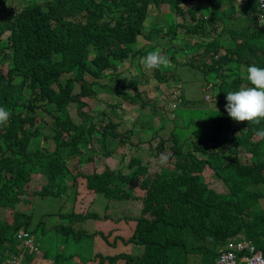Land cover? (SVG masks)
Masks as SVG:
<instances>
[{"label": "trees", "instance_id": "trees-1", "mask_svg": "<svg viewBox=\"0 0 264 264\" xmlns=\"http://www.w3.org/2000/svg\"><path fill=\"white\" fill-rule=\"evenodd\" d=\"M18 1L24 5L12 12L7 0H0V40L10 31L9 45L0 43V107L9 113L7 122L0 125V261L8 246L18 251L15 234L30 228L28 208L35 199L26 192V186L37 170L47 179L39 191L42 196L69 197V224L61 226L64 247L70 239L75 243L89 235L84 229L87 220L112 218L134 223L130 236H123L122 249L113 255H99L101 263L190 264L188 257L193 253L194 264H214L216 253L211 245L237 233L250 238L264 256V211L256 207L264 197L260 187L264 183V138L256 135L264 130V121L237 123L225 110L227 91L250 86L240 75L239 65L264 67V57H258L264 49V25L257 0ZM205 1L230 2L228 20L208 23L199 15ZM160 4L165 12H160ZM182 4L189 7L184 9ZM171 12L179 13L183 20L188 17L187 24L178 19L185 28L182 40L186 44L197 43L195 37L202 41L220 39V43L195 45L200 57L209 56L210 61L195 60L191 65L197 69L204 63L211 65L213 79L220 78L210 82L217 114L208 124L206 140L212 144L204 140L180 142L172 134L168 148L167 141L161 139L154 149L157 157L163 153L168 160L175 158L172 170L160 165L150 169L137 157L127 162L125 154V135H132L135 126L139 133L144 131L136 110L124 114L109 104V116L103 110L96 116L84 107L86 98L98 88L105 86L111 92L113 81L118 87L131 88L133 93L118 91L126 99L137 101L141 97L137 76L124 85L118 66L131 57L139 58V65L148 52L154 51L151 38L154 36L157 44L165 29V35H176L172 33ZM81 13L86 14L84 22L76 20ZM149 15L151 29L144 36ZM224 34L233 39L225 51L221 43ZM139 39L147 46L137 47ZM136 74L148 81L152 76L157 85L169 79L168 72L161 69ZM105 77L108 81L102 83ZM77 85L80 90L75 92ZM69 106L75 108L80 121L72 118ZM110 113L118 119L112 120ZM108 137L118 139L109 149L104 147ZM48 141L54 144L53 149H49ZM94 141L100 143L99 149ZM240 146L249 154L244 164L237 158ZM82 147H86L85 152ZM99 155L112 157L121 168L105 166L100 172L88 171L87 164ZM99 193L107 200L102 216L91 211ZM18 205L25 210L17 209ZM112 210L121 215L115 217ZM32 231L44 233L41 223ZM101 235L107 240V235ZM44 258L47 255L43 253H26L28 264H42ZM65 260L60 256L52 264Z\"/></svg>", "mask_w": 264, "mask_h": 264}, {"label": "rangeland", "instance_id": "rangeland-1", "mask_svg": "<svg viewBox=\"0 0 264 264\" xmlns=\"http://www.w3.org/2000/svg\"><path fill=\"white\" fill-rule=\"evenodd\" d=\"M43 0H36V2H42ZM27 2H32L31 0H27ZM8 8L12 12H18L21 10L24 2H20L18 0H7L6 2ZM184 9H187L189 6L182 4ZM241 7H244V3H240ZM160 12H165L163 8V4H160ZM200 14L205 15L206 20L212 23L215 20L220 21L221 23H225L228 20L227 16L231 11L230 2H225L222 4H211L209 2H203L201 5ZM223 9L219 14L217 10ZM216 11L215 18L210 20V15ZM153 12V11H150ZM155 13V12H153ZM153 13H150L152 15ZM150 15L145 21L143 34L144 36L149 33L151 29ZM170 19L174 20L172 27V33L175 31L176 35L173 37L169 32L167 35L164 33L161 34L158 43L160 46L156 47L154 42L155 37L151 38L153 42L154 50L159 49L162 55L170 56V64L171 66L168 68H160L161 70H166L169 75V79L166 82L156 84L154 78L151 76V80L148 81L142 78L141 75L136 74L137 72L144 73L146 68L141 64L137 65V57L128 58L124 63L118 66L117 71L120 72L119 78H123V84L126 85L131 77L134 75L137 76V80L139 82V93L141 97L137 101H132L130 99H126V97L120 93L119 90H125V92H131L130 87H118L117 82L113 81L111 84L112 91L110 92L107 87L98 88L96 93H94L89 98H86L87 106L84 107V110L92 115H96L100 111H104L107 113L106 116H109L110 105L112 104L113 110L119 112L120 110H124L127 114L128 112L137 114V120L140 125L144 128V131L139 133L137 130V126L134 127V133L132 135H125L126 144H128L129 149L125 152L126 155H133L140 159H142V164L144 167H149L150 169L155 165H160L166 169H171L172 164L175 162V158L170 160H162L161 157H157L155 155L154 149L157 141L163 139L167 141V148L172 143L173 135H177V140L180 142L188 141L190 143L193 140H204L206 143H210L206 140L208 139L207 130L209 129V123L216 116V106L213 100V91L211 81L215 82L214 78L215 70L210 68L211 65L206 63L202 64L200 69L192 67L191 65L196 61H201L202 59L208 60L210 57L201 58L199 55V51L195 49V45L199 48L201 43H207L213 41V38L202 41L195 37V44L192 45L186 44L182 39L184 38L183 33L185 28L177 25L178 19L181 20L184 24L188 23V17L184 20L182 18H177L180 16L179 13L171 12ZM236 16V15H234ZM233 16V17H234ZM76 20L85 21L86 14L81 13L76 16ZM207 27V26H206ZM168 29H165L167 31ZM155 32L156 29H153ZM9 32L3 34L1 41L6 44L7 36ZM214 41L220 43V39L215 37ZM213 41V42H214ZM221 43L224 45L223 50L225 51L227 47L233 44V39L224 34L222 36ZM146 42L142 39H139L137 47H146ZM136 47V48H137ZM246 69V67H245ZM244 70V67L241 68V71ZM113 71L111 69H107V72ZM245 73L242 72L241 76ZM106 78V77H105ZM104 78V79H105ZM108 81V78L105 79V83ZM205 81H208L205 84ZM220 78L216 80L219 82ZM103 83L104 80L102 79ZM111 83V82H109ZM206 86V87H205ZM79 86L75 88V92H78ZM183 99L182 103H177L178 96ZM143 104V105H142ZM176 106L175 108H173ZM173 108V109H172ZM214 108V109H213ZM208 109H213L206 111ZM69 112L72 118L75 121H80L77 112L73 106H69ZM177 118L175 119V116ZM133 114V115H134ZM132 115V116H133ZM111 117H114L112 120L118 119L112 113H110ZM132 116L129 118L131 122H135L132 119ZM106 121V120H105ZM104 121V122H105ZM150 125L149 128L145 129V126ZM189 126V127H188ZM188 129V131H187ZM226 133L227 131L224 130ZM45 142V141H44ZM118 142V139H112L108 137L105 140L104 147L109 149L114 147ZM49 145V149H53L54 144L50 141L47 142ZM91 144V143H90ZM88 144L89 148L91 145ZM93 145L96 149L100 148V143L98 141H94ZM244 148L239 147V155H237L238 160L241 163H245L249 157L243 153ZM82 151H86V147H82ZM201 157V156H199ZM105 166H111V168H120L122 164L117 162L114 159H102L101 156L95 157L93 162L87 164L86 169L88 171L96 170L100 172L104 169ZM172 170V169H171ZM126 171V170H125ZM47 179L43 176V172L41 170L34 171L31 176V180L27 183L26 192L29 194H33L35 203L31 204L28 208L32 215L31 219V229L34 230L38 227L39 221H43L44 230H48L44 235H42L39 231H36L34 234L41 241L42 250H49L52 252V256L59 254L62 252L63 248L65 251L66 260L63 264H102L99 255L97 254L96 249L98 248L97 242L101 245L103 244V238L99 234V231H102L105 235L108 236V241L111 243V239H113V244L123 243L125 241V237L130 236L132 233V229L134 223L130 220L122 219L120 221L115 222L112 218H107L103 220L105 225V229H100V222L96 220H89L85 225V230L88 232H92L91 237H82V239L76 243L73 242L72 239L68 241L66 247H64L61 243L62 238H65L61 232L54 230V228L59 224H67L68 221L65 218H62V214L69 213L70 209L65 208L66 200H69L67 195H65L62 199H55L51 197L43 198L42 195L38 192L42 188V186L46 183ZM261 189L264 191V183L260 185ZM264 194V192H263ZM105 205L106 198L103 194L99 193L95 196V201L92 205L91 211L96 212L99 216L104 215L105 213ZM257 208H261L264 210V197L261 198V201L256 205ZM17 209H25L23 205H18ZM115 217L120 216V213H116L115 210H112ZM124 216V215H122ZM115 227V229H113ZM61 228V227H60ZM114 230L113 233L108 230ZM114 234V235H113ZM120 236V237H116ZM192 240H195L192 237ZM108 243V242H107ZM106 243V244H107ZM122 248H120L121 250ZM110 254L117 253L115 248H108ZM192 254V257H188L190 260V264H194L195 256ZM106 256V255H105ZM183 262L185 261V255L181 253L180 258ZM51 259H45L44 264H51ZM104 264H109L108 261H104Z\"/></svg>", "mask_w": 264, "mask_h": 264}, {"label": "clouds", "instance_id": "clouds-1", "mask_svg": "<svg viewBox=\"0 0 264 264\" xmlns=\"http://www.w3.org/2000/svg\"><path fill=\"white\" fill-rule=\"evenodd\" d=\"M257 2H258L259 7L262 10V15L260 17V23L264 25V0H257ZM199 15H202V14L199 13ZM210 17H211V15H210ZM176 24L181 26L179 23H176ZM6 32H9V34H10V31H5L4 33H6ZM163 33L165 35L166 31H164ZM3 34H2V36H3ZM9 34H8V36H9ZM2 36H1V39H2ZM8 36H7V38H8ZM0 43L3 45V47H7L9 45L8 40L6 41V44L3 43L1 40H0ZM158 46H160V44L157 42L156 47H158ZM171 57L172 56H170L168 58L167 56L162 55L160 50L157 49V50L148 52L147 55L141 60V64L146 69H149V70L168 68L171 66V64H170ZM258 57H261V58L264 57V49H263V51H261V53L259 54ZM215 58H217V56H215ZM209 61H210V59L207 60V62H209ZM242 67H244V66L239 65V67L237 69L239 70L240 75L242 72L245 71V73L242 77L243 78L246 77L250 86H243V87H240L238 90L227 91L226 92L227 93V95H226L227 103L225 104V110H226L228 116L232 120L236 121L237 123L247 122V123H251V124H259L261 121H264V67H258L255 64H253V65L248 66L246 69L244 67V70L241 71ZM108 73H110V72H107V74ZM105 79L103 78L104 82H105ZM106 83H107V81H106ZM179 102L180 103L183 102V99L180 97V94L178 96L177 103H179ZM175 107L176 106H174L173 108H175ZM172 115L175 116V119H176L177 116L174 115V113H172ZM8 118H9L8 111L5 108L0 107V125L5 124L8 120ZM256 135H258L261 138H264V130L258 131L256 133ZM128 149H129V146H128V144H126L125 145V152H127ZM239 153H241V152H239ZM243 153L245 154V156L248 154L245 152V150ZM99 156L112 158L110 156H104V155H99ZM126 157H127V162H128L131 157H136V156L126 155ZM161 158H162V160H167V156L163 153L161 154ZM126 164H125L124 170L127 171L128 169H127ZM111 169H113V168H111ZM115 169L116 168H114L113 170H115ZM41 190H42V188L40 190H38V192ZM71 191L72 190H70V192ZM71 196H72V194H71ZM42 197L43 198L51 197V198H55V199H60L62 201L64 196L62 198L53 197L51 195L42 196ZM261 198L262 197L259 198L258 203H259V201H261ZM35 204H37V203H35ZM62 204L64 205L63 201H62ZM68 206H69V203L66 202V205H64V207L68 208ZM66 214H67V212L62 214V218H65V220H67L68 223L67 224H59L54 228V230L61 232L62 230L60 227L62 225L65 226V225L69 224V219H68V217H66ZM87 221H89V220H87ZM39 223H41V227H42L43 232H44L42 235H44L46 232L49 231V229L45 231L43 228L44 222L39 221ZM23 233L28 234L29 237L32 238V242L30 243L29 247H25L23 245L22 241L17 238V236H16L17 233H16L15 239L18 241V246H17L18 251L17 252H16V250L11 251L10 246H8L9 249L7 251L10 252L11 254H16V255L22 254V256L24 258V262L26 264H28L29 262H27L26 253H27V256H28V254H31V253H35L37 255L38 250L41 249V241L33 233L31 226L29 229H27L26 231L19 233V234H23ZM91 236H92V232H89L88 236H82V237H91ZM82 237H80L79 241L82 239ZM61 243L63 245L62 241H61ZM75 243L77 244V242H75ZM249 243H251L253 245L254 253H260L261 256L264 258L263 253L259 249L256 248V245L253 243V241L250 238L245 236L243 233H237L233 236L227 237L226 239L220 240L216 245H211L212 249L216 253V258H215L214 264L220 263L221 261H225V260H237L240 264H245V262L243 261V258L246 257V255L249 253V247H248ZM41 253L47 255V258H44L42 261H45V259H51L52 260L51 264L53 263V261L57 262L58 258L60 256H63L64 258H66L64 248H63L62 252L55 255L54 257L52 256V252L49 250H44ZM4 255H5V257L2 261H0V263L7 261V259L10 257V255L7 252H4Z\"/></svg>", "mask_w": 264, "mask_h": 264}, {"label": "built area", "instance_id": "built-area-1", "mask_svg": "<svg viewBox=\"0 0 264 264\" xmlns=\"http://www.w3.org/2000/svg\"><path fill=\"white\" fill-rule=\"evenodd\" d=\"M16 236L19 240L22 241L25 247H29L30 243L32 242V238L29 237V235L26 233L23 234L17 233ZM248 247H249V253L246 255V257L243 258L245 264H264V258L261 256V254L254 253L253 245L249 243ZM6 252L10 255V257L7 259V261L1 262L0 264H26L24 262V258L22 254L16 255V254H11L8 251ZM217 264H240V263L237 260H225Z\"/></svg>", "mask_w": 264, "mask_h": 264}, {"label": "crops", "instance_id": "crops-1", "mask_svg": "<svg viewBox=\"0 0 264 264\" xmlns=\"http://www.w3.org/2000/svg\"><path fill=\"white\" fill-rule=\"evenodd\" d=\"M177 118V117H176ZM102 159H105V158H108V159H111V158H109V157H101ZM111 167V166H110ZM106 227H105V225H104V222H100V229H105ZM108 230H110L109 228H108ZM113 231L114 230H112V233H113ZM101 233L103 234V235H105L102 231H99V234L101 235ZM114 235V234H113ZM102 236V235H101ZM117 237V236H116ZM102 238H103V236H102ZM111 241V243L108 241V237H107V240L105 239V238H103V244L104 245H101L99 242H97V245H98V248L96 249V252H97V254L99 253V254H101V255H103V256H108V255H113V254H110V252L108 251V248H112V247H114L115 248V250H116V252H119L120 251V248H122V246L124 245L123 243H120V244H113L114 242H113V239H111L110 240ZM108 242V243H107ZM107 243V244H106ZM43 250H42V247H41V249H39L38 250V252H37V254L38 253H41ZM42 264H44V261L42 262ZM62 264H63V262H62ZM102 264H104V263H102ZM116 264H122L121 263V261L120 260H118L117 261V263Z\"/></svg>", "mask_w": 264, "mask_h": 264}]
</instances>
